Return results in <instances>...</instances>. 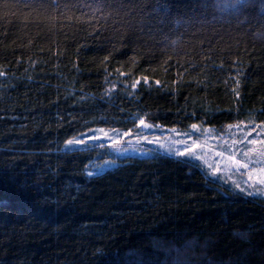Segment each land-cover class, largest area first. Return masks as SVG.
<instances>
[{"label": "trees", "instance_id": "16d2710c", "mask_svg": "<svg viewBox=\"0 0 264 264\" xmlns=\"http://www.w3.org/2000/svg\"><path fill=\"white\" fill-rule=\"evenodd\" d=\"M0 72V264H264V200L161 154L89 176L111 148L65 146L264 120V0H0ZM120 73L159 85L108 96Z\"/></svg>", "mask_w": 264, "mask_h": 264}, {"label": "rangeland", "instance_id": "374dc122", "mask_svg": "<svg viewBox=\"0 0 264 264\" xmlns=\"http://www.w3.org/2000/svg\"><path fill=\"white\" fill-rule=\"evenodd\" d=\"M2 74V72H0ZM146 77H138L131 78L126 73H120L116 77H111L109 79V87H108V96H112L116 92H121L122 94L133 95L140 85L144 84L146 86L159 85L156 81H153L147 78V83L145 82ZM140 81L135 88L132 87L133 83L136 81ZM140 117H137V124ZM146 123H150L153 125L152 128L142 130L137 128V124L133 126L131 129L133 133H141L143 135L149 136V139L153 136L157 137L160 141L158 144L152 143H144L139 147H144L146 149H150V151L140 152L136 150L137 146H134L128 142H123V147L127 148L126 152H119L115 148L110 146V141L107 138L101 137L99 140H89L87 145H77L75 148L80 147H110V157H108L105 161L100 164H93L89 171H96L97 166H102L104 170L115 167L116 164H107L106 161L115 160L118 162L119 158L127 157V156H135V157H148L154 154L168 155L174 157L176 159H180L190 163L191 165L197 166L200 168L206 177L224 187L229 188L230 190L244 195L248 198L264 200V185L260 184V179L264 178V173L259 171L260 168H264V164L262 163H253L250 165L248 169L244 168H235L227 165V156L236 155L237 159L244 160V157L240 154L241 149L243 151H247L246 147L243 145L233 146L232 141H241V140H250L253 138L264 139V135H260V128L254 127L259 126L264 123V120H260L259 116L256 113H249L243 118L237 120V122L226 126L224 129H216L209 125H206L204 122L194 123L198 125L197 128L193 129L191 126L187 130H182L179 128H169L164 127L162 125L153 124L146 120ZM96 128H105V129H114L106 126H96L92 130ZM175 129V131H173ZM119 130H127V129H119ZM251 131L252 135H245L247 132ZM87 135H95L94 132L84 133ZM76 136V138H79ZM133 137L126 138V141H131ZM186 140H196L199 148L195 150V157H179L174 155L172 152H168L165 147L161 145L168 143L169 141L174 142V147L183 148L182 141ZM101 145H105L101 147ZM235 149V150H234ZM215 152L224 153V157H217ZM204 155L208 163L217 164L220 167V171L216 175H212L211 171L206 167L203 161L198 159L199 156ZM251 159L255 161L257 157L254 154H250ZM247 162V160H244ZM103 170V171H104ZM239 185V188H237Z\"/></svg>", "mask_w": 264, "mask_h": 264}, {"label": "snow or ice", "instance_id": "6c2138e0", "mask_svg": "<svg viewBox=\"0 0 264 264\" xmlns=\"http://www.w3.org/2000/svg\"><path fill=\"white\" fill-rule=\"evenodd\" d=\"M144 79H145V82L147 83L148 82L147 78H144ZM139 82L140 81L138 80L135 83H133L132 87L135 88ZM156 83L159 84V81H156ZM236 94L239 95V92H237ZM136 126H137V128H140L142 130L150 129L153 127L152 124L146 123L144 117L139 118L138 124ZM191 127L193 129H195L198 127V125L193 124V125H191ZM254 127H259L261 130L260 135H264V123H262L259 126L254 125ZM173 131H175V129ZM89 132H94L96 134L95 135H87V136H85V134H80L79 138L74 137V138L67 140L65 142V146L68 147L69 150H73L75 148V146H77V145H87L89 140H99V139H101V137H104L110 141V146L115 148L119 152L128 151L127 148L122 146L123 142H128L134 146H137L136 147L137 151L145 152V151H150V149H146L144 147H139L140 145H142L144 143H152V144L160 143V141L157 137L153 136L150 140L149 136H147V135H143L141 133L134 134L133 130L131 128H129L127 130H123V131L119 130V129L96 128L94 130L90 129ZM244 135L246 138L247 136H251L252 132L249 131ZM128 137H133V139L131 141H126V138H128ZM181 143L183 144L182 149L179 147H174V142H172V141H169L168 143L163 144L161 146L165 147L168 152H172L174 155L179 156V157H195L196 156L195 150L200 147V145H198L196 140H186V141H182ZM232 144H233V146L243 145V147L247 148V151H243L241 149V152H240V154L244 157V160H247V162H244V160L237 159L236 155H229V156H227V165L228 166H232L235 168L248 169L250 167V165L253 163L264 164V139L253 138L250 140H246V143H245V140H241V141L233 140ZM104 146L105 145H101V147H104ZM250 154H254L257 157V159L255 161H253L251 159ZM215 155L217 157H224V153H222V152H215ZM198 159L200 161H203V163L206 165V167L211 171L212 175H216L220 171L219 165L208 163V160L204 155L199 156ZM106 163L114 165V164H116V161L115 160H109V161H106ZM103 170L104 169L102 166H97L96 171H89L87 173V175H89V176L101 175ZM259 171L261 173H264V168H260ZM259 182L261 185H264V178H261ZM237 188H239V185H237Z\"/></svg>", "mask_w": 264, "mask_h": 264}]
</instances>
